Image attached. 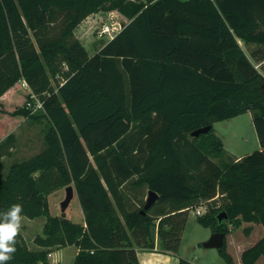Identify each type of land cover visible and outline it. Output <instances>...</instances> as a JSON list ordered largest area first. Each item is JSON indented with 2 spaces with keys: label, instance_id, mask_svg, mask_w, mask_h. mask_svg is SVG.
<instances>
[{
  "label": "trees",
  "instance_id": "obj_1",
  "mask_svg": "<svg viewBox=\"0 0 264 264\" xmlns=\"http://www.w3.org/2000/svg\"><path fill=\"white\" fill-rule=\"evenodd\" d=\"M113 10L128 20L90 54L75 29ZM15 85L28 91L14 114L30 112L32 93L43 102L44 147L0 173V212L19 203L46 221L41 248L20 233L8 264H53L67 245L74 264H140L138 248L157 244L177 253L188 210L218 189L222 203L199 222L226 236L228 221L264 226V0H0V96ZM247 111L260 148L226 158L213 124ZM15 142L0 131V164ZM71 183L84 222L50 212L48 196ZM127 185L159 197L145 209ZM226 236L219 252L235 264ZM263 255L264 235L242 264Z\"/></svg>",
  "mask_w": 264,
  "mask_h": 264
},
{
  "label": "rangeland",
  "instance_id": "obj_2",
  "mask_svg": "<svg viewBox=\"0 0 264 264\" xmlns=\"http://www.w3.org/2000/svg\"><path fill=\"white\" fill-rule=\"evenodd\" d=\"M90 18L91 21H93L89 23L90 26L86 25V23L83 27L84 24H81L78 26L77 30L75 29V36L85 44L91 53L95 52L102 43L108 41L107 36L102 37L98 34L104 22L120 23L123 26L128 20L126 16L117 10L109 11L102 15L101 13H96ZM82 29L87 30L88 32H84L83 34L81 33V31H84ZM239 42L245 51L250 54V48L255 44H251V47H248L249 45L245 44L242 39H240ZM256 66L258 68L260 67L259 65ZM65 69H67L66 65ZM27 91L28 89H24L23 86L16 85L11 91V97L7 96L5 99H0V131H2L4 137L11 132L16 135L15 145L13 149H11L13 152L4 156L0 164V173L2 174L7 173L8 166L13 161L30 157L40 152L44 147V128L46 120L40 115L41 111L33 110L32 106L30 107V112H27L26 114H14L13 112L15 109L7 107L14 104H22L25 101ZM213 133L223 141V146L226 149V158L231 156V158L237 159L239 158V155L241 157L260 148L251 111L234 116L227 120V123L215 121L213 124ZM213 159L219 161V158L217 157H213ZM70 185L74 186L73 183ZM144 188L145 189L140 198H142V201L146 202L149 195V189H147V187ZM224 194L225 192H223L222 189H218L217 195L215 196L216 201H203L202 204L204 205V208L202 209V213H206L211 206H219L222 203V196ZM65 195L66 187H63L48 196L51 214L59 215L64 212L71 220L75 222H84V212L82 207L78 205L79 201L76 194L65 211H62L61 203L64 200ZM142 203L143 202L139 204ZM199 206L200 205L194 206L192 209L188 210V221L183 232L181 247L178 251L179 264L181 259H186L199 264H227L218 248L205 247L203 245V243L211 237L213 231L211 226H206L197 220L198 214L196 208ZM81 217L83 218V221H81ZM45 221V216H38L36 218L24 216L21 234L30 248H41V245L35 241V237L38 234H43ZM228 225L230 232L233 233L227 235L226 242L233 238H235L236 241H244L245 249L257 243L264 235V226L258 222H247L242 220L240 224H237V222L231 223L228 221ZM248 227L250 228L249 232L246 231V228ZM64 249L68 250V252L74 253L76 247L74 245H68V247H65ZM48 257L50 258V253L48 254ZM232 257L234 260L233 255ZM70 260L71 264H73V255L70 257Z\"/></svg>",
  "mask_w": 264,
  "mask_h": 264
},
{
  "label": "crops",
  "instance_id": "obj_3",
  "mask_svg": "<svg viewBox=\"0 0 264 264\" xmlns=\"http://www.w3.org/2000/svg\"><path fill=\"white\" fill-rule=\"evenodd\" d=\"M95 14L96 13L91 14L89 16L91 17ZM80 25H81V23L78 26H80ZM77 29H78V27L76 28V30ZM82 30H84V29H82ZM84 32L87 33L88 31L87 30L81 31V33H83V34H84ZM238 41H240V39H238ZM93 53L90 52V54H93ZM15 87H16V85L14 87H12L11 89H9L4 95L0 96V99H5V98H7V96L11 97V91ZM239 157H240V155H239ZM125 189H127V190L131 189L133 194H135L137 197H141L142 196L141 194H143V191L145 188H144V186L134 187L131 185H127V186H125ZM75 194L77 195L76 190H75ZM134 196H131L132 197L131 199L135 200V198H137ZM78 201H79V199H78ZM78 205L81 207L80 201H79ZM81 221H83V218L81 219ZM232 233L233 232H229L228 234H232ZM226 238H227V236H226ZM65 247H68V245ZM65 247L56 248L50 252V258L49 259H50L51 263H53V264H69L70 263L71 264L70 257L72 255L74 256V260H75V256L78 252V248L75 246L76 249H75L74 253H71V252H68V250L64 249ZM180 247H181V245H180ZM227 248H228V251L234 256L235 264H242L241 254H242L243 250L245 249L244 241H241V242L236 241L235 238H233V239L227 241ZM138 258H139L140 264H179L178 252L177 253L166 252V251L162 250L158 244L152 249L138 248ZM69 260H70V262L68 263ZM185 261L187 262L188 260L185 259ZM188 262L191 264H199V263H196L193 261H188ZM256 264H264V256H261L257 260Z\"/></svg>",
  "mask_w": 264,
  "mask_h": 264
},
{
  "label": "clouds",
  "instance_id": "obj_4",
  "mask_svg": "<svg viewBox=\"0 0 264 264\" xmlns=\"http://www.w3.org/2000/svg\"><path fill=\"white\" fill-rule=\"evenodd\" d=\"M23 205L12 204L0 212V264H8L17 251V237L23 228Z\"/></svg>",
  "mask_w": 264,
  "mask_h": 264
},
{
  "label": "water",
  "instance_id": "obj_5",
  "mask_svg": "<svg viewBox=\"0 0 264 264\" xmlns=\"http://www.w3.org/2000/svg\"><path fill=\"white\" fill-rule=\"evenodd\" d=\"M223 123H227V121H222ZM212 125H207L203 127H199L192 131L193 136H199L201 133L208 132L211 129ZM75 195V188L73 185H67L66 186V195L64 200L61 203L62 211H65L67 206L69 205L70 201ZM159 197V194L154 190H149V195L145 204V209L149 208ZM228 215L225 211H222L218 215V220L222 221L223 219L227 218ZM225 232L223 231H215L212 233L211 237L206 240L203 245L205 247H215V248H221L225 242Z\"/></svg>",
  "mask_w": 264,
  "mask_h": 264
},
{
  "label": "built area",
  "instance_id": "obj_6",
  "mask_svg": "<svg viewBox=\"0 0 264 264\" xmlns=\"http://www.w3.org/2000/svg\"><path fill=\"white\" fill-rule=\"evenodd\" d=\"M102 15V13H101ZM90 22H93L91 21V18L90 16H87L82 22L81 24H84L83 27L86 25L90 26L89 23ZM122 28V25L120 23H113V22H104L101 29H100V32L98 33L99 36H107L108 37V40H110L111 38H113L119 31L120 29ZM23 84L25 85H28V83L23 80ZM27 105L29 107H32L33 110H38L40 108L43 107V102L41 101V99L34 93H32L30 95V100L27 102ZM204 208V205L201 204L199 207H197L196 209V212L198 215H201L203 214L202 213V209Z\"/></svg>",
  "mask_w": 264,
  "mask_h": 264
}]
</instances>
